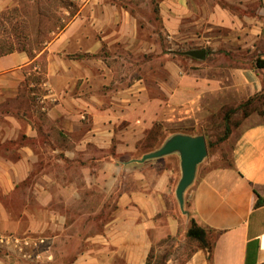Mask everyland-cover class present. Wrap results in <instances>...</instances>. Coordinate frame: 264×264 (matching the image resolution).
Here are the masks:
<instances>
[{
	"label": "crops",
	"instance_id": "crops-1",
	"mask_svg": "<svg viewBox=\"0 0 264 264\" xmlns=\"http://www.w3.org/2000/svg\"><path fill=\"white\" fill-rule=\"evenodd\" d=\"M15 1L0 0V11ZM68 1L41 52L0 56V234L44 238L37 258L72 256L74 264H146L162 241L166 264H264V206L256 207L264 196L263 117L229 137L228 163L199 165L185 194L188 215L176 198L179 155L137 161L157 128L199 129L263 91L264 69L254 65L264 59V0H142L156 3L159 32L141 24L134 0ZM189 26L204 60L164 54L158 70L135 75L136 53L185 45ZM43 54V91L31 93ZM192 221L215 233L211 260L187 236ZM92 222L98 229L87 232Z\"/></svg>",
	"mask_w": 264,
	"mask_h": 264
},
{
	"label": "rangeland",
	"instance_id": "rangeland-1",
	"mask_svg": "<svg viewBox=\"0 0 264 264\" xmlns=\"http://www.w3.org/2000/svg\"><path fill=\"white\" fill-rule=\"evenodd\" d=\"M144 2L145 1L142 0L133 1L134 8L136 9L135 11H138L140 14L139 20L141 21V24L145 25L149 21L159 32L161 24L158 18V9L156 7V3H153L152 7L148 8ZM253 5L255 4H252V6ZM64 7H69L68 0H16L11 7H8L4 11H0V55L4 54L10 49H14L15 52L26 50V52L31 55L41 52L46 43L54 37V35L50 33V30H57V27L62 25V14L59 13H62L61 10ZM190 32H194V27L193 30L190 28V26L187 28L185 36H188V38L191 40H188L185 45H181L180 47L173 48L168 42L164 45L166 46V49L156 48L155 50H151L149 54L143 55L136 53L134 57L135 75L137 76L138 74H147L149 71H151V69L152 71L158 70L162 65V58L164 54L172 55L171 57H173L175 60L179 59L180 61L182 59V57L179 55L180 52L184 53L185 51L194 50V37H190ZM218 33H224V31H214V34ZM225 33L227 32L225 31ZM143 35L145 37L150 36L145 33H143ZM155 39L156 41L164 42V34H160L159 38L157 36ZM255 56V54H252L249 58L252 59L253 57L254 59ZM186 57L187 58L184 59H193L192 62L194 63V58L189 56ZM250 61L245 63L251 64L252 62ZM37 63L40 65V73H42V75L31 77L30 81L28 82V89L31 93L36 92L37 94H40V92L43 91V88L40 86L44 79L43 73L45 74L46 72V55L43 54ZM188 63H190V60ZM182 65L186 71L189 70V64ZM236 66L242 65L236 64ZM31 83H34L36 86L34 88H30ZM28 89L26 90L28 91ZM14 103L15 101L8 103L6 105V109L15 106ZM242 104L243 103L232 104L231 106L225 107L223 109L222 115L212 118L214 122L200 125L199 129H196L194 125L192 127V124H188L184 125L181 129L176 130L178 133L175 134H187L182 132H189L188 134H192L194 136L204 135L208 145H212L209 147V155L200 166V169L218 167L230 161L233 138L224 142L220 141V139L224 137L227 127H229L231 130L230 137H233L235 130L242 126V124L250 117L253 119L259 116L263 117L259 114L260 110H264V107L260 102H255L249 108H247L248 114H245V111L240 108ZM1 107L2 106H0V108ZM163 128V126L157 128L144 139L140 145V153L144 152L147 154L156 151L167 141L170 136L175 135H171L170 131H166L165 128ZM222 160L224 163L221 164L218 162H221ZM102 200L106 201L104 195L102 196ZM108 206H110V204H108ZM110 213V209L105 211L103 224L110 220ZM96 229H98V227H96L94 222L90 223V225L86 228L87 232H90L91 230L94 232ZM93 234L94 233H88V236ZM0 235L13 236L14 238L20 239L27 238L31 241L33 240L38 242L37 246L33 244L29 246H17L13 242L10 245L0 244V264H44L45 262H49V264H74L76 260H78L76 257H61L60 255H56L50 260L47 258H37L36 255L39 252L45 251L48 246L44 238L37 237L36 235L29 234L26 236H20L13 233H5ZM42 240L45 241L44 244H40ZM68 245H71V247L74 246V252L72 251L71 253H78V242H72ZM91 245V243H83L82 247L89 248ZM163 246H165L164 241L161 243L156 242L154 244L151 256L149 257V264H166L164 259L165 252L162 254L158 253V250H160V248ZM68 252L69 250H67L66 253ZM90 260L93 261L94 259Z\"/></svg>",
	"mask_w": 264,
	"mask_h": 264
},
{
	"label": "water",
	"instance_id": "water-1",
	"mask_svg": "<svg viewBox=\"0 0 264 264\" xmlns=\"http://www.w3.org/2000/svg\"><path fill=\"white\" fill-rule=\"evenodd\" d=\"M184 56L198 60L206 58V49L185 51ZM178 154L180 157L181 179L177 185L176 198L182 213L188 215L185 209V194L193 185L198 167L208 156V143L204 135L175 134L156 151L143 155L138 162L160 159L169 155Z\"/></svg>",
	"mask_w": 264,
	"mask_h": 264
},
{
	"label": "trees",
	"instance_id": "trees-1",
	"mask_svg": "<svg viewBox=\"0 0 264 264\" xmlns=\"http://www.w3.org/2000/svg\"><path fill=\"white\" fill-rule=\"evenodd\" d=\"M21 51H26V50H21ZM13 52H15V50L10 49L0 56L7 55V54H10ZM179 55L182 58H187L186 56L183 55V52H180ZM254 69H259V70L264 69V59L263 58H257L255 65H254ZM255 102H260L261 105L264 107V79H263V91L260 94L255 95V96L251 97L250 99H248L246 102H244L241 105L240 108L245 111V114H248L247 108H249ZM259 114L264 117V110H260ZM228 117H229V115H228ZM182 127L167 128L166 131H170V134L172 135V134L178 133L176 130L181 129ZM182 133L188 134L189 132H182ZM230 135H231V130L229 127H227L226 133H225L224 137L220 139V141L221 142L226 141L227 139H229ZM211 146L212 145L209 144V147H211ZM262 206H264V196L263 197L259 196L256 207L260 208ZM214 234L215 233L212 230L199 226L195 221H192L191 227L187 232L188 238H190L191 240L198 241L200 243V245L202 246V248L207 250L209 260H211V258H212ZM151 253H150L149 257L151 256ZM149 257H148L146 264H149Z\"/></svg>",
	"mask_w": 264,
	"mask_h": 264
},
{
	"label": "built area",
	"instance_id": "built-area-1",
	"mask_svg": "<svg viewBox=\"0 0 264 264\" xmlns=\"http://www.w3.org/2000/svg\"><path fill=\"white\" fill-rule=\"evenodd\" d=\"M12 242L15 243L17 246L18 245L29 246L31 244L35 246L38 245L37 241H33V240L31 241L27 238L20 239V238H14L13 236L0 235V244L10 245ZM44 243H45L44 240L40 242V244H44Z\"/></svg>",
	"mask_w": 264,
	"mask_h": 264
}]
</instances>
